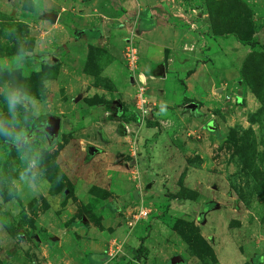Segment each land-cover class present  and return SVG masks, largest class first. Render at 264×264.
<instances>
[{"label": "rangeland", "instance_id": "obj_1", "mask_svg": "<svg viewBox=\"0 0 264 264\" xmlns=\"http://www.w3.org/2000/svg\"><path fill=\"white\" fill-rule=\"evenodd\" d=\"M80 1L85 0H0V122L10 130L13 124L15 131L27 129L31 138L27 155L38 160L28 178L21 179L28 160L0 132V264H101L94 246L105 245L113 237L126 239L129 260L118 256L108 264H172L175 254L185 259L179 264H264V199L254 190L259 181L264 182V49L257 56L262 72L257 95L244 68L251 48L241 36L253 19L264 43V0H246L252 19L244 7H234L235 0H160V11L212 12L211 32L224 39L212 46L198 34L192 38L188 56L170 61V49H163V68L171 70L162 81L149 79L146 96L155 97L163 90L166 108L169 103L182 104L187 96L198 106H187L181 118L174 119L172 105L164 114L173 121H156L160 126H148L152 119H145L137 144V131L134 137L119 140L118 125L125 119L112 117L110 109L112 100L120 99L124 116L141 121L135 103L141 80L134 75L133 86L125 59L130 33L117 22L104 25L101 19L100 23L95 13L86 18L87 28L98 31L74 30L81 26ZM110 1L118 12L128 10L126 2L123 7L116 5L118 0ZM144 7L138 1L131 10L137 13ZM50 12L62 16L54 23L44 18ZM135 19L126 24L131 36L138 28ZM132 21L135 24L130 26ZM157 21L164 22L161 17ZM99 23L102 38L117 44V49L111 47L116 61L106 46L93 40L101 33ZM85 32L89 40L83 39ZM155 36L150 44L136 43L138 67L141 61L149 66L156 63L153 58L160 42ZM24 56L31 58L26 61ZM184 59L189 63L183 65ZM200 64L202 74L191 79L188 95L183 85L185 68ZM12 89L27 97L15 114L6 99ZM151 106L155 109V104ZM46 115L62 119L56 140L32 130ZM212 121L215 130L209 127ZM90 145L100 148L99 154L90 155ZM240 148H245L243 153ZM98 186L107 194L94 190ZM91 190L94 197H89ZM194 191H198L196 199H192ZM95 198L92 208L103 219L98 226L84 211ZM107 199L110 207L104 204ZM111 202L124 209L117 214V226L108 221L114 213ZM141 207L148 208L150 215L130 230L123 218L131 222ZM115 227L120 228L118 233H112ZM180 230L191 236V243ZM142 245L144 255L138 259Z\"/></svg>", "mask_w": 264, "mask_h": 264}, {"label": "crops", "instance_id": "obj_2", "mask_svg": "<svg viewBox=\"0 0 264 264\" xmlns=\"http://www.w3.org/2000/svg\"><path fill=\"white\" fill-rule=\"evenodd\" d=\"M95 1H97L96 5L94 3ZM138 1H142L145 4V7L142 8L144 10H142V11L139 10L136 13L134 9L131 10V6L133 5L134 2H138ZM255 1H258V0H255ZM80 2L82 3L83 6L81 5V3L77 4V5H78L79 9L82 8V10H80V11L83 14L81 15V22H80L81 26L80 27L79 26H77V27L73 26L74 27L73 29L76 31H80V32L84 33L83 32L84 29H86V30L92 29V27L87 28V22H89V20L87 21L86 18H91L92 13H95L98 15V17H99L98 21L100 23H102V21H103L104 25H110L113 22H117L121 26L120 29L121 28L126 29L128 34L130 33L128 36H126L125 45L129 39V37L131 36V29H129V26H126V24H129L130 19L134 18V16L137 19V20L135 19L134 21H136L137 22L136 24H138V28H136V32H135L136 33V35H135L136 43L141 44L143 41H145L147 44H150V43L154 42V40L152 41L151 38H153L156 35L155 38L157 41V39H158L157 35H158V37H159L158 42H160V44L158 45L159 47L156 49L157 50L156 56L153 58L154 62H156V63L154 65L151 64L149 66V65L142 64V61H141L140 65L138 67L139 72L137 71V74L139 73V75H137V77L140 78V76H142L141 74H143L146 77V83L147 84L149 82V79H151L152 82L154 83L157 80L162 81L163 79H165L168 76V73L170 72L171 69H170V67L164 69L163 68L164 60H161L164 57V55H163L164 50L163 49H166V47H168V49H170V58L168 59L170 61V60H172V57L174 58V57L179 56V55H180V57L188 56L189 51H190L188 49L191 46L192 38H194L198 34L204 35L207 42H209V44H211L212 46L215 43H217L219 45L220 40L224 39V38H217L215 34H212L211 28H210L211 26H209V23H210L209 13H207L206 11H202V12L198 13L197 12L198 9H191L190 11H186V10L177 11L175 9H172L171 12H169L166 8L163 9L164 11H160V9H157V7H159L160 5H163V4H160V0H156V2H148L147 0L146 1H144V0H118V3L116 4L117 6H118V4H120L123 7H125L126 5H123V3L124 2L127 3L128 10L126 8V10H127L126 12H124V11L118 12L117 10H114L113 5H112L114 3L111 2L110 0H85V1H80ZM100 3L103 5L101 9L97 7V5H99ZM100 10H101V12H100ZM106 10H107V12H112V15L107 14L105 12ZM131 11H132V13L135 12L136 15L134 14V16H131L132 15ZM172 15H176L178 17L179 21L176 18H174ZM60 16H62V13H60V14L58 13V19ZM158 17H161L164 22L157 23ZM101 19H102V21H101ZM181 19L184 20L182 23H181V21H182ZM146 21H148V22H146ZM170 21L171 22L174 21V23L172 24ZM100 23L98 25L100 28L99 31H101V33L98 36V38H93V40L96 39L94 42H97V45L106 46L108 49L107 51L110 54H112L113 59L116 61V59L118 58L117 54L114 53V49H111V47H114L117 49V47H116L117 44L115 45V44L108 43L106 40L107 36L102 38L103 37L102 25L100 26ZM132 24H135V23H133V21H132L130 26H132ZM130 28H132V27H130ZM76 33H78V32H76ZM78 34H80V33H78ZM168 36H170L168 39V41L169 40L170 41L166 42V38ZM255 36L258 38V34H256ZM111 37L113 38L112 35H111ZM146 37H150V38H146ZM89 38H91V37L87 35V32H85V34L83 35V39L89 40ZM258 39L260 41V38H258ZM222 43H224V41ZM100 46H98V47H100ZM122 49H124V47ZM207 53H209V52H207ZM181 55H183V56H181ZM182 61L185 62V63L182 62V64L185 65L186 63H189L190 60L184 59ZM113 65H115V64H111L110 68L113 69L114 72H116L114 70V68H112ZM202 65H204V64H202ZM175 67H176V65H174L173 68H175ZM185 69H186L185 72L187 73V78L185 79V82H183V85L186 88L185 92L189 95L190 93H192L191 79L194 76H198V74L199 75L202 74L201 73L202 72L201 71V64L199 65V67H196V68L191 67L189 69L188 68H185ZM103 74H105L108 77H111L113 79V81H116V77H113L114 75L107 74L106 71ZM132 76H131V78H132ZM134 79H135V76H134ZM131 82H132V80H131ZM135 83H136V81L132 82L134 87H136V84H137V83L136 84ZM93 89L96 90V88H93ZM163 94H164V91L162 90V93L158 94L155 97L148 96V99H150V107L153 110V111H151V115L149 117V119H152V121L151 120H149V121L156 123V124H157L156 121L160 122L161 124H163L164 122L165 123L166 122L171 123L173 121V120H171L172 118H170L169 115L166 116L164 114V113H166V109H169L170 107H172L173 103H169L170 107L166 108L167 106L164 104L165 99H164ZM190 97L187 96L182 104H174L173 105L172 110L175 111V118L174 119L181 118V112H183L187 106L189 107V104L195 103L193 100H190V102L187 101L188 99H190ZM191 98H193V97H191ZM121 102L123 103L122 100H121ZM125 102H126V100H125ZM151 103L155 104V106H156V107L154 106L155 109H153V107L151 106ZM195 104H196L195 108H197L198 105H197V103H195ZM123 106L125 109L124 103H123ZM195 108H190V109H195ZM105 112H109V110H105ZM136 115H137V117H139L138 112H136ZM157 115L159 116V118H157ZM111 116L115 117L112 114H111ZM118 117H121V116H118ZM122 118L125 119V122L124 121L119 122L120 124L118 125V129H119L118 132L120 135L117 133H116V135L119 137V140L122 141L123 140L122 138L128 139V137H130V136L134 137L133 134H134V132L137 131V135H136L135 140H134V143L137 144V139L139 137V128L143 124H145V121L141 122L139 119L134 120L133 118L128 117L127 115H125ZM132 125H135L136 129L132 128ZM158 126H160V125H158ZM101 134H102V137L105 139V141H107L106 136H104L103 133H101ZM107 137L109 139L112 138L110 136H107ZM106 144H108V143H106ZM98 149L100 152V148H98ZM99 152L98 153L96 152L95 155L99 154ZM108 152H110L109 149H106L105 153H108ZM91 158H92V156H91ZM90 159H89V161H90ZM94 160L95 159H92L91 161L93 162ZM99 188L102 189L101 186ZM89 197H94V195L89 193ZM111 203H112V209L114 210V213L112 212L113 216L109 217L108 221L112 220L111 225L117 226L118 220H119V216L117 217V214L123 212L124 209L121 207V205L117 204V202H111ZM104 204L108 205V207H110L109 199H107ZM105 205L104 206L102 205L101 207L104 208ZM102 220L103 219L100 216V225H101ZM132 220H133V216L131 217V222H132ZM123 221L126 225H128V227H130L128 220H125V218H123ZM85 222L86 221L84 220V224H85ZM93 222L95 224H97V226L99 225L95 220ZM92 227L95 228L94 226H92ZM134 227H135V225L131 226L130 230H132ZM119 230H120L119 227H118V229H117V227H115L113 229L112 233H115V232L118 233ZM120 239L121 238L113 237L109 240L108 243H105V245H102V246L95 245L94 246L95 247L94 251L97 252V256H99L98 260L101 262V264H108L109 262L114 261V259H116L118 256H119V259H123L125 262H127L129 260L128 249H127V251H125L126 246L129 244H128V242H126L125 238H123L122 241H120ZM115 243H117V244L120 243L122 245L121 246L122 249L116 256L110 257L109 252H110L113 244H115ZM116 260H118V259H116Z\"/></svg>", "mask_w": 264, "mask_h": 264}, {"label": "trees", "instance_id": "obj_3", "mask_svg": "<svg viewBox=\"0 0 264 264\" xmlns=\"http://www.w3.org/2000/svg\"><path fill=\"white\" fill-rule=\"evenodd\" d=\"M234 2H235L234 7H237V6L244 7L247 10L248 15H250V19H252V15H253L252 12L253 11L252 10L248 11L249 4H248V2L246 0H243V1L242 0H235ZM209 15H210V18L213 17L212 16V12H210ZM212 25H213V22H212ZM213 28H214V26H213ZM92 29L94 31H98L97 27H94ZM256 32H257V28H255L254 22H253V19H252V21L249 23V28H248L247 33L244 34V35H241V36H242V40H243L242 42L245 45H247V46H249L251 48V51L249 52L246 60L244 61V68L247 70L248 75H249L248 76L249 78L247 79V81H248V83L250 85L253 86L254 93L259 95V87H260V84H261L262 72H261V70H260V68H259V66L257 64V60H258L257 56L260 55V53H261L260 51L262 49H264V43H261L259 41V39L255 36ZM92 49H96L97 50V48H92ZM30 58H31L30 56H24V59H26V61L28 59H30ZM8 72H10V70ZM100 100L102 102H106V103L109 102L105 98L104 99L100 98ZM188 102H190V101H188ZM122 114L123 113H121L120 116L124 117V114L123 115ZM46 116H49V115H46ZM46 116H44V117H46ZM43 118H40L39 120L36 121V123H34V127L32 128L33 132L37 129V127H40V124H37V123L41 122L43 120ZM147 124H148V126H156L157 125L156 123H153L151 121H148ZM36 134H38V133L36 132L35 135ZM244 149L241 150V148H240V151L243 153ZM242 161L244 162L245 160H242ZM246 162H248V160ZM259 177L260 176L257 175V178H259ZM94 190H97V192L99 191V193H106L107 194V192L105 190H103L101 188H98V187L94 188ZM94 190H91V192H92L91 194L92 195H95L93 193ZM254 190L261 198L264 199V182L259 181V185H257ZM197 197H198V191H194V193L192 195V199H196ZM96 200H97V198H95L94 203L91 204V205H85L84 211H85V214L87 216L92 218V220H95L100 225V217H98V215H96L94 209L92 208V206L96 207V204H95ZM179 233L185 239V241L190 242V243L192 242L191 241L192 240L191 236L186 234L185 232H183V230H180ZM142 242H144V238H142ZM143 250H145L144 245L140 246V248L137 251V258L138 259H140L144 255L143 254V252H144Z\"/></svg>", "mask_w": 264, "mask_h": 264}, {"label": "built area", "instance_id": "obj_4", "mask_svg": "<svg viewBox=\"0 0 264 264\" xmlns=\"http://www.w3.org/2000/svg\"><path fill=\"white\" fill-rule=\"evenodd\" d=\"M136 47V41H135V35L133 34L132 30V36L129 37L126 46H125V59L127 61V65L131 73L134 75H139L137 74L138 71V62H139V57H138V51ZM143 76V80H141L140 83L137 84V92L135 94L136 98V109L139 115V118L141 119V122H143L145 119L149 118L151 115V107H150V100L146 96V77ZM150 215V210L145 207H141V209L138 211L137 214L133 216L132 222H129V226H134L139 220L145 219L149 217ZM121 244H113L109 256L114 257L116 256L120 251H121Z\"/></svg>", "mask_w": 264, "mask_h": 264}, {"label": "clouds", "instance_id": "obj_5", "mask_svg": "<svg viewBox=\"0 0 264 264\" xmlns=\"http://www.w3.org/2000/svg\"><path fill=\"white\" fill-rule=\"evenodd\" d=\"M6 99L9 110L15 114L17 106L24 105L27 97L23 96L18 89H12L9 91ZM47 126H50V122H48ZM0 132H3L4 136L9 138L11 142L16 145L17 150L21 153V158L28 160V167L23 173H21V179L26 180L28 178V173L32 172V170L36 168L38 164V160L35 155L30 159L27 155V152L31 150V138L28 136L27 129L21 128L20 131H15V124H13L10 130L9 128H6L2 122H0ZM33 175H35V173H33Z\"/></svg>", "mask_w": 264, "mask_h": 264}, {"label": "water", "instance_id": "obj_6", "mask_svg": "<svg viewBox=\"0 0 264 264\" xmlns=\"http://www.w3.org/2000/svg\"><path fill=\"white\" fill-rule=\"evenodd\" d=\"M44 18H47V19H49L55 23L58 20V13L57 12L46 13V14H44ZM140 79L143 80V76H140ZM131 80H132V82L133 81L135 82L134 76H132ZM113 102H114V104H116L118 106L117 110L119 111V113L116 110L112 113V115L118 116L123 111V103L119 99H114ZM189 107L195 108L196 104L191 103V104H189ZM48 122H50V126H47ZM61 123H62V119L60 116H50L45 120L44 131L47 134V137L49 138V140L52 141V140H56L59 138L60 131H61ZM209 127L211 130L216 129L214 121H212L210 123ZM88 151H89L90 155H94L96 152H99V149L96 146L90 145L88 147ZM184 261H185V259L180 254H175L172 258V264H179V263L184 262Z\"/></svg>", "mask_w": 264, "mask_h": 264}, {"label": "flooded vegetation", "instance_id": "obj_7", "mask_svg": "<svg viewBox=\"0 0 264 264\" xmlns=\"http://www.w3.org/2000/svg\"><path fill=\"white\" fill-rule=\"evenodd\" d=\"M111 103H112V106H111L110 109H111V111H112V113H113L114 111L117 110L118 106H117L116 104H114L113 101H112ZM123 110H124V106H123ZM117 112L119 113L118 110H117ZM122 112H123V111H122ZM118 116H120V114H119ZM48 117H50V116H46V117L43 118V120L40 122V127H41V128H37L36 130H42V132H44L45 120H46ZM44 133H45V132H44ZM13 148H15V146H13Z\"/></svg>", "mask_w": 264, "mask_h": 264}]
</instances>
